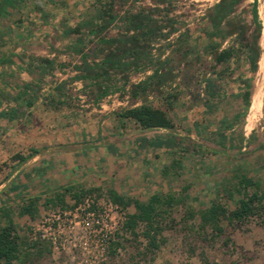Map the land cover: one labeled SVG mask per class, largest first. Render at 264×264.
<instances>
[{"label":"rangeland","instance_id":"1","mask_svg":"<svg viewBox=\"0 0 264 264\" xmlns=\"http://www.w3.org/2000/svg\"><path fill=\"white\" fill-rule=\"evenodd\" d=\"M108 1L110 0H101L102 4ZM170 1L159 4L153 0H126L121 4L119 0L116 7L121 10V16L128 12H138L144 7H159L161 11L155 13L154 18L160 24L167 25L169 21H174L173 26L164 29L165 33L175 30L167 39L162 37L150 41L153 57L178 60V44L184 33L189 35L188 43L197 45L200 50V59L192 69H187L184 62L174 69L176 77L166 93L154 92L148 95L151 104L166 108L174 123L173 129L143 132L133 120L115 122L117 119H113L112 110H120L130 105L127 94L118 92L120 100L128 96L126 105L105 99L101 103L104 107H100L104 113L90 111L94 104L87 95L81 93L75 96L71 110L82 118L94 116L89 120L90 124L95 123L93 132L96 133L99 126L100 129H97L100 134L102 131L104 137L110 136L113 142L119 143L118 154L110 165L96 160L95 166L90 161L88 179L81 184L89 191L79 201L67 192L64 207L53 202L46 204L47 200H54L53 193L29 197L37 200L38 211L33 216L20 214L25 204L21 199L22 195L12 193L10 183L12 179L16 180L12 176L16 171L13 162L10 160L0 163V185L3 184L0 187V226L13 221L18 233L26 237L27 241L41 242L46 250H50L33 264H202L201 254H205L211 262L264 264L263 212L252 215L243 222L231 223L225 219L222 224L226 227V232L222 236L199 226V212L214 199L220 198L232 211L237 207L234 200L225 197L221 192L223 187L235 185L233 172L236 168H243L264 190V69H260V60L264 54V0H257L262 34L261 54L256 72L251 70L243 54L237 53L228 62L217 63L213 53L203 50V29L207 23L205 14L219 0ZM254 2L255 0H244L236 17H243L251 23ZM99 6L98 0H32L26 3L24 13L41 12L42 15L37 20L42 29L35 26V31L40 33L38 40L42 39L36 44L42 47L46 44L55 54L54 59L68 63L77 60V55L69 50V46L80 38L87 46L92 40H96L92 34L87 33L88 28L83 22L93 17ZM15 13L20 12L13 9L10 20L14 22ZM49 13L54 14L55 18L48 20L45 16ZM81 14L87 16L80 19ZM78 24L84 26L81 33H72L66 37L56 35L58 30L73 29ZM120 25L119 22L114 23L110 32H122ZM219 42L220 50H237L240 47L236 35ZM192 56L189 53L187 58L191 59ZM152 70L149 68L143 73L132 70L128 74L129 85L143 80L152 74ZM72 76L74 74L69 68L62 70L57 66L54 74L48 73V79L45 80L39 71H36L34 78L37 80L38 90L45 97H49L54 93L58 94L56 87L60 78H64L66 82ZM116 78L121 86L125 78L119 74ZM244 82L251 85L249 104L241 99L240 90H244L245 86H241ZM69 87L74 92L83 88L82 83L76 82L67 84V88ZM258 89L261 92L258 103L254 105L253 96ZM143 135L147 140H175L176 146L154 147L137 143L136 139ZM104 141L109 142V139ZM91 188L97 190L90 191ZM110 189L127 198L141 201L148 200L155 193L162 197L168 193L175 194L177 201L163 221V236L166 241L153 260L137 254L146 244V239L142 236V226L137 229L138 238L124 233L128 215L135 213L133 203L125 209L120 207L117 212H111L108 193ZM252 191L253 189L248 190L249 193ZM185 196L187 197L183 203ZM87 198L91 203V200L94 201L95 208L109 211L110 217H104V222L109 229L115 230V240L108 244L102 245L98 241L91 220L87 224L82 222L83 204ZM79 204L82 207L78 210ZM187 207L195 212L194 218H188ZM116 222L122 223L119 229L113 228ZM226 238L230 240L228 245L224 244ZM118 241L122 245L116 248L117 254L113 255L112 245Z\"/></svg>","mask_w":264,"mask_h":264},{"label":"trees","instance_id":"2","mask_svg":"<svg viewBox=\"0 0 264 264\" xmlns=\"http://www.w3.org/2000/svg\"><path fill=\"white\" fill-rule=\"evenodd\" d=\"M153 1L159 4L171 2L170 0ZM243 1L219 0L207 9L205 14L207 23L203 29V50L213 53L217 63L228 62L237 53L243 54L250 64L251 70L256 72L261 54L260 38L262 34L258 1L255 0L252 6L251 23L243 17H236ZM125 2L126 0H120L121 4ZM98 3L100 6L97 12L84 24L96 40L91 41V46L88 49H85L82 44L73 47L74 52L81 56V63L72 66V71L77 72L74 76L57 85L58 98L51 102L54 101L57 107L71 106L74 97L82 93L87 95V98L93 103H99L108 95L120 92L127 94L130 99L129 106L116 112L121 120L133 119L142 130L173 129L174 123L168 112L151 104L148 95L154 92L166 93L172 87V82L176 77L173 73L174 69L180 66L182 62L185 63L187 69H192L196 61L200 59L198 46L188 43L189 35L184 33L181 35L178 44L180 54L178 60L170 58L162 60L160 56L153 57L150 51V41L162 37L167 39L175 30H169L165 33L164 29L173 26V20L169 21L167 25L160 24L154 18L155 13L161 11L159 7H144L138 12H128L121 16V10L116 7L119 0H110L103 4L101 0H98ZM116 22L121 23L122 32L112 33L110 27ZM82 27L83 25H80L66 30V32L68 34L79 33ZM232 35L237 36L240 47L237 50L233 48L220 50L221 42L219 40H225ZM189 53L193 54L191 59L187 58ZM99 57L101 58L98 60ZM39 61L43 64L45 71L49 72L52 69L50 60L39 58ZM149 68L153 69L152 74L129 85L130 76L128 74L132 70L143 73ZM118 74L125 78L121 86L118 85L119 82L116 78ZM77 81H80L83 86L79 92H74L71 87L67 88V84L72 85ZM250 86L248 85L249 88ZM250 95V90L246 91L244 96L246 104L250 102ZM150 145L175 147L176 141L156 139L150 142ZM35 153L37 150L34 149L28 156L17 155L15 157L19 162H23ZM233 178L235 185L223 187L221 192L225 197L234 200L237 207L232 211L220 198L214 199L208 207L199 212L201 229H211L213 233L222 236L226 232V227L222 224L225 219L231 223L243 222L252 215L264 213V190H262L261 184L249 177L248 173L240 167L234 170ZM249 189H253L252 193L248 192ZM91 190H97V188H91ZM88 191L89 189L81 184L67 185L56 190L53 193L54 200H47L46 204L53 202L64 207L66 205V192L79 201ZM108 193L111 202L122 207V209L133 203L135 213L128 215L123 228L124 233L138 238L137 229L142 226V236L146 239V244L137 254L145 257V259L151 257L153 260L166 241L163 236L165 229L163 221L177 201L175 194L168 193L162 197L155 193L147 202H144L139 199L127 198L114 189H110ZM237 195L239 197L236 198ZM186 197L183 198V203H185ZM36 202V199H30L21 208L20 214L33 216L38 211ZM186 213L188 218H194L196 215L189 207L186 208ZM27 240L26 237L18 233L17 226L13 221L0 226V264H13L15 262L33 264L50 251L46 250L41 242H29ZM229 241V238H226L224 244L228 245ZM121 245V241L113 243L111 253L116 255V248ZM201 261L202 264H240L238 261L211 262L205 254H201Z\"/></svg>","mask_w":264,"mask_h":264},{"label":"crops","instance_id":"3","mask_svg":"<svg viewBox=\"0 0 264 264\" xmlns=\"http://www.w3.org/2000/svg\"><path fill=\"white\" fill-rule=\"evenodd\" d=\"M28 1L32 0H0V163L10 160L13 162L16 171L12 176L16 180H11L10 187L12 193L22 195L21 199L24 203L35 195L54 193L64 186L75 183L83 184L82 182L88 179L90 161L95 166H97L96 160L110 165L115 161L114 156L118 154L120 145L113 142L110 136L104 137L102 131L100 134L99 126H97L99 129L96 128V133L93 132L95 123L90 124L89 120L94 116L82 118L78 113L73 112L70 106L57 107L54 101L51 102L58 98L57 93L45 97L38 90L37 80L34 78L36 71H39L45 80L48 79V73L54 74L57 66L62 70L69 68L75 75L77 72L72 71V66L81 63V56L74 52L73 47L82 44L88 49L91 44L87 46L80 38L69 46V50L77 55L76 62L66 63L54 59L55 54L46 44L43 47L36 44L42 39L38 40L40 33L35 31V26H39L37 19L42 14L41 12L25 14ZM13 9L20 12L15 13V22L10 20ZM84 16L87 15L81 14L80 19ZM45 17L48 20L55 18L51 13ZM80 25L82 24H78ZM69 29L62 28L56 35L66 37L69 35L66 30ZM39 58L51 61L52 69L49 72L44 70ZM63 79L60 78L59 83L65 82ZM244 83L241 86L245 88L240 91L241 99L245 102V93L248 90L251 92V88L248 87L249 83ZM104 100L105 98L99 103H93L94 107L90 111L98 110L99 113H104L103 108L100 109L104 107L101 104ZM155 107L166 111L162 106ZM117 111V109L112 110L113 119H117L114 121H124L116 115ZM133 121L141 129L140 125ZM156 130L168 129L154 131ZM108 139L109 142L104 141ZM147 139L143 135L137 138L136 142L150 145V142L154 141L146 142ZM91 140L95 142L92 143ZM34 149L37 153L23 162H19L15 157L28 156ZM2 186L3 184L0 185Z\"/></svg>","mask_w":264,"mask_h":264},{"label":"built area","instance_id":"4","mask_svg":"<svg viewBox=\"0 0 264 264\" xmlns=\"http://www.w3.org/2000/svg\"><path fill=\"white\" fill-rule=\"evenodd\" d=\"M76 83H81L80 81H77ZM105 99L113 100V103L118 102L119 105H126L128 102V96L125 97V99L120 100V95L117 93H113L108 95ZM92 203L90 202V200L87 198L86 202L83 204L84 208L82 209L83 215H84V220L82 222L84 223H90L91 220L93 223L92 227L94 228V233L95 236H98V241L101 242L102 245L108 244L111 240H115V230H112L111 228H108V225H106L105 218L104 217H110L109 216V211L108 209H104V208H95L94 205V201L91 200ZM109 206L110 211L112 212L113 210H115L116 212L120 209V206L114 204L113 202H110ZM82 207V204H79V206L77 207V209L79 210ZM103 218V220H102ZM108 219V218H107ZM110 219V218H109ZM120 222H116L114 225V229H119V227H121Z\"/></svg>","mask_w":264,"mask_h":264},{"label":"bare ground","instance_id":"5","mask_svg":"<svg viewBox=\"0 0 264 264\" xmlns=\"http://www.w3.org/2000/svg\"><path fill=\"white\" fill-rule=\"evenodd\" d=\"M262 45H263V48H264V30H263V35H262ZM260 69L263 70L264 69V54L260 60ZM260 92L261 90H257L255 93H254V96H253V102H254V105H256L258 103V99H259V96H260Z\"/></svg>","mask_w":264,"mask_h":264}]
</instances>
